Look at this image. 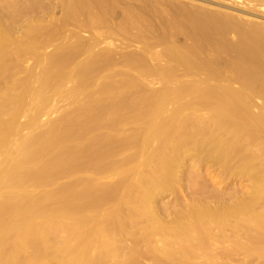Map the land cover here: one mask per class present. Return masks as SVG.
Returning a JSON list of instances; mask_svg holds the SVG:
<instances>
[{"label":"bare ground","instance_id":"6f19581e","mask_svg":"<svg viewBox=\"0 0 264 264\" xmlns=\"http://www.w3.org/2000/svg\"><path fill=\"white\" fill-rule=\"evenodd\" d=\"M257 5L264 6V0H258L252 9ZM55 9H60L64 15L65 26L88 28L94 38L88 43L75 42L68 52L57 49L51 57L53 64L34 78L39 87L33 90L25 85L16 94L14 99L18 105L9 117L11 119L0 117V156L9 137L20 129L15 116L25 106L24 97L28 91L39 97L43 89L55 84L58 76L69 79L78 75H98L103 71L160 77L163 85L157 94L141 97L135 102L127 100L126 95L112 96L107 102L90 101L83 112V119L93 123L88 130L111 126L112 115L118 110L132 109L135 117L147 120L148 135L139 146L141 153L152 149L147 147L152 141H157L154 143L157 145L148 154L139 153L145 156L142 163L148 171L141 177L134 170L138 181L102 188L99 193L92 183L80 191L75 190V184H70L62 188L67 193L59 198L60 204L50 205L46 200L54 199L51 194L46 196L45 202L23 195L27 188L48 184L53 177L82 170L100 174L114 171L117 165L101 169L91 164L111 154L103 149L93 151L90 162L79 166L78 159L84 152L65 149L38 170L33 169L52 146L82 139L80 126L68 127L66 120L62 121L63 127L67 126L64 132L57 134L54 129L26 141L18 151V158L6 161L0 168V190L9 188L16 192L14 198L25 197L21 201L8 203L4 199L0 202V260L5 253L2 243L13 231L15 243L10 253L16 260L8 264H53L65 256H69L73 264H106L109 256L121 254L116 241V225L100 218L103 215L101 207L111 201L116 205L122 201L130 204L126 216L131 218L132 224H137L136 218L145 221L151 235L163 241L161 256L176 259V264H196L198 256L211 259V245L218 240L231 242L236 251L260 249L258 244L264 242V207L259 209L260 202L264 203V167L248 154V146L256 142L264 152V114H253L250 110L252 98L264 100V23L180 0H0V13L5 17L0 18V58L5 56L8 47L13 46L19 54L37 58L35 47L46 46L58 39L66 41L52 24ZM29 13L32 19H20ZM13 16L19 18L16 20ZM48 16H51L48 20H42ZM115 19L119 20L115 31L130 36L131 42L139 44L138 52L116 59L93 51L97 37L105 40L112 36H108L111 33L109 24ZM100 29L108 30L103 33ZM16 32L18 35L15 36ZM79 56L84 59L77 71L65 74L63 63ZM161 62L162 65L157 64ZM180 78L190 80L184 82ZM192 94L197 96L192 98L195 102L174 106L172 115L165 117L166 121L161 120L169 103ZM193 109L207 110L208 122L201 126L196 124L188 113ZM131 139L94 136L90 143L116 142L126 147L134 142L135 138ZM188 155H205L222 162L238 157L242 161L240 171L254 182L252 193L230 206L193 205L178 211L169 221H162L154 212V200L159 192L175 183L176 173ZM58 166L63 168L62 171L52 175ZM11 211L19 212L18 220L6 217ZM87 211L92 212L91 219L83 217ZM34 215H44L45 222H34ZM58 215L73 219L63 230L67 240L76 243L53 257L41 250L38 243L48 242L56 233L58 229L46 223ZM212 228L217 229V235L212 233ZM228 228L233 239L224 233ZM25 244L31 247L30 256L17 259ZM94 250L99 251L97 256H91ZM230 252L232 249L229 248L225 253ZM152 257L158 260L156 254Z\"/></svg>","mask_w":264,"mask_h":264},{"label":"rangeland","instance_id":"374dc122","mask_svg":"<svg viewBox=\"0 0 264 264\" xmlns=\"http://www.w3.org/2000/svg\"><path fill=\"white\" fill-rule=\"evenodd\" d=\"M187 4L201 5L210 10H217L221 12H228L233 15H239L243 19H251L257 22L264 23V6L257 5L252 9L258 0H180ZM59 10V11H58ZM48 11V10H47ZM54 11V13H53ZM52 11L53 21L52 24L58 30V34L61 37H65V40H55L46 46L35 47L36 53L39 57L31 56L30 54H19L17 48L8 47L5 51V56L0 58V117L4 120L11 119L13 111L17 107V102L14 97L25 85L31 89L36 90L39 87L38 81L34 78L39 77L46 66H50L53 63L51 59L54 52L63 48L65 51H69L75 42L88 43L94 38V35L88 28L79 29L76 26H65L64 15L61 14L60 9ZM24 14L20 19H32L31 13ZM51 14V13H50ZM48 14V15H50ZM0 13V18H3ZM44 17L42 20H48ZM18 19L19 17H14ZM38 18V17H35ZM19 19V21H20ZM44 20V21H45ZM118 19L110 22V30L112 35L105 40L102 37H97V44L94 46V52L99 54H109L113 58H119L127 53L138 52L141 49L139 44L131 42L130 36L123 35L115 28L118 23ZM65 26L63 29L62 27ZM105 33L107 30L100 29ZM99 30V31H100ZM19 31V30H18ZM17 31V32H18ZM14 35H18V33ZM20 32V31H19ZM100 32V33H101ZM95 37V38H96ZM159 49V47L157 48ZM156 49V50H157ZM84 56H79L71 61L66 60L63 63V72L65 74L75 73L78 65L83 61ZM162 65L163 62L157 63ZM116 69V68H115ZM75 75V74H73ZM162 79V78H161ZM160 77H138L134 73H106L103 71L98 75H78L72 78L66 79L63 76H58L57 81L51 87H46L42 90L39 97H37L33 91H28L24 97V105L21 111L15 116L16 125L20 127L17 134L9 137L8 144L0 156V168L4 167L6 161L16 160L19 156L18 151L23 144L29 139L39 134L46 133L50 130H54L57 134L64 132L68 127H72L73 124H78L82 139L78 141H64L61 144L52 146L43 156L38 164L33 169L38 170L43 166L50 158L56 154L64 152L68 149L71 152H84L78 159L77 165L85 166L90 160V154L95 150H103L105 152H111L110 155L104 156L92 165H96L98 168L106 169L111 165H117L114 171H104L100 174H93L89 171H78L69 175H62L53 177L48 184L40 187H29L23 196L27 194L32 198L40 201H44L48 194L52 195L54 199L47 201L50 205H59V198L64 196L67 192H63L62 188L75 184V190L80 191L86 187L88 183H92L95 187L96 193H99L102 188H110L119 183L136 182L138 178L134 174V170L139 172V176L145 177L148 171V167L143 166L145 160V154H148L153 147L157 144L155 140L149 144L152 148L145 150V154L141 153L139 146L143 145L147 132V120L145 117H135V112L132 109H120L114 115H112L114 122L111 126L102 125L101 127L88 130L92 126V122L85 121L83 119V112L88 109L87 105L92 100H102L107 102L112 96L126 95L127 100L135 102L141 97H149L157 94L160 90L161 83ZM181 79V78H180ZM190 79H181V81H189ZM163 82V81H162ZM171 83V82H170ZM169 83V85H170ZM173 82L170 86H174ZM109 86L107 89L106 87ZM235 86V85H234ZM140 87V91L138 90ZM176 101L169 103L165 107L164 118H169L170 113L173 112V108L177 107L180 103L186 104L189 102H195L192 99L194 95L187 96ZM196 96V95H195ZM197 97V96H196ZM194 97V98H196ZM192 100V101H191ZM253 100V101H252ZM181 101V102H180ZM252 106L250 108L253 114H264V100L258 97L251 99ZM176 103V104H175ZM177 105V106H176ZM175 106V107H174ZM166 113V114H165ZM188 113L196 120V124L203 125L208 122L210 118L207 110H191ZM105 117H108L105 115ZM111 117V116H109ZM166 117V118H165ZM67 121V126L63 127L62 121ZM85 121V122H84ZM84 122V123H83ZM83 123V124H82ZM62 124V127H61ZM54 127V128H53ZM54 134V135H57ZM94 136H101L104 139L109 138H127L134 140L126 147H121L116 142L108 143H90V140ZM144 139V140H142ZM139 148V149H138ZM119 149V151H116ZM139 150V151H138ZM248 154L250 153L255 159H258V163L264 167V152L262 153L261 146L252 142L248 146ZM149 151V152H148ZM148 152V153H147ZM139 153L143 154L140 155ZM261 158H258L260 157ZM242 165L241 159L233 157L227 162H222L212 157L205 155H199L197 157L188 155L184 157L181 166L176 173V180L173 185L167 189L159 192L154 200V212L162 221H169L174 215L185 208L193 205L203 206H230L241 200L242 198L250 195L254 188V182L252 178L245 175L240 171ZM52 175H57L63 168L60 166L54 168ZM143 179V178H142ZM137 180V179H136ZM134 181V182H133ZM138 181V180H137ZM16 193L9 188H3L0 190V202L4 199L8 203L21 201L25 197L16 195ZM45 202V201H44ZM130 204L126 202H120L116 205V202H107L101 207L103 215L101 219H106L116 225V231L118 236L116 237L117 244L120 246L121 254L117 256H109L106 264H176V259H165L161 256V247L163 241L158 239L157 236L151 235L145 221L136 218L137 224L133 225L131 218L127 217V211L130 209ZM264 207V203L260 202L259 209ZM92 212H85L84 218L91 219ZM105 217L103 218V216ZM9 219L18 220L19 212H9L6 214ZM82 217V218H83ZM32 220L36 223H44V215H34ZM73 219L70 217H63L58 215L51 222L46 223L47 226L57 228L55 234L48 240V242H40L38 246L41 250L49 252L53 257L57 256L62 250L67 247L73 246L75 240H67V227L72 224ZM64 229V230H63ZM213 234H218L217 229L212 228ZM224 233L233 239L234 235L231 229H226ZM15 243L14 232H9L6 239L2 243V247L5 251L3 258L0 260V264H8L14 260L13 254L10 253L12 246ZM260 249L249 251H236L232 248V243L223 240H218L217 243L211 245V259H206L203 256L196 257V264H264V242L258 244ZM232 249V252H227V249ZM31 254V247L29 244L23 246V251L19 258H27ZM98 250L91 252V256H97ZM158 260H154L152 255H155ZM53 264H73L70 261L69 256H65L59 263Z\"/></svg>","mask_w":264,"mask_h":264}]
</instances>
